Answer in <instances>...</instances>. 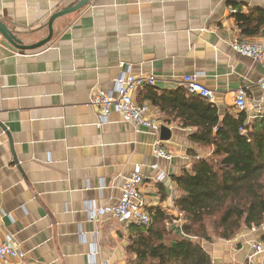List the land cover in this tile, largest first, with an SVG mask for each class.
<instances>
[{"label": "crops", "instance_id": "1", "mask_svg": "<svg viewBox=\"0 0 264 264\" xmlns=\"http://www.w3.org/2000/svg\"><path fill=\"white\" fill-rule=\"evenodd\" d=\"M76 1L0 0V22L23 44H34L48 35L50 15ZM253 8L264 13V0H90L55 19L50 41L39 48L16 49L0 34V241L9 237L26 253V264H127L133 227L90 221L87 206L114 203L135 164L145 176L148 212L165 211L164 225L179 233L172 176L206 154L189 139L195 128L166 123L145 86L139 88L135 101L169 130L162 147L171 158L157 157L152 143L160 133L136 128L117 112L98 127L90 95L94 88L113 91L126 68L152 74L153 86L163 90L178 86L183 74L198 73L219 117L236 116L237 88L245 89L248 105L261 95V64L229 45L264 36V24L244 34L232 15ZM158 172L167 178L156 181ZM254 239H264L263 225L202 246L213 264H261L250 257Z\"/></svg>", "mask_w": 264, "mask_h": 264}, {"label": "trees", "instance_id": "2", "mask_svg": "<svg viewBox=\"0 0 264 264\" xmlns=\"http://www.w3.org/2000/svg\"><path fill=\"white\" fill-rule=\"evenodd\" d=\"M232 15L244 34H254L264 24V13L256 8L246 13L234 10ZM144 90L166 123L195 128L189 139L206 154L172 176L179 191L174 205L188 237L166 238L164 223L170 216L152 210L150 226L131 225L127 251L132 257L127 264H213L198 241L212 239L208 222L215 236L224 240L242 227L264 224V116L250 123L244 111L236 116L226 112L220 118L212 102L181 86L163 90L147 85Z\"/></svg>", "mask_w": 264, "mask_h": 264}, {"label": "built area", "instance_id": "3", "mask_svg": "<svg viewBox=\"0 0 264 264\" xmlns=\"http://www.w3.org/2000/svg\"><path fill=\"white\" fill-rule=\"evenodd\" d=\"M231 48L245 56L259 62L264 70V36L259 40L249 41L241 38H234L229 42ZM198 73L183 74L177 81V85L185 88L187 92L199 95L213 103V92L198 80ZM155 78L152 74L131 73L128 68L123 69L114 79V90L107 91L102 88H94L90 95V104L98 110L97 126L101 127L108 121L112 112H117L123 121L131 123L136 128H146L158 134L159 124L148 115V106L135 101L134 95L139 88L146 85H153ZM261 95L258 100L248 105L245 98V89L239 87L234 92V107L238 112L246 113V122L250 123L257 117H263L264 103V73L259 80ZM250 109V110H249ZM240 132H244L239 127ZM4 131L0 128V143ZM152 150L157 157L171 158V154L162 147V140L157 137L152 143ZM198 157V156H197ZM196 157V158H197ZM156 168V165H152ZM145 176L140 164H135L132 171L122 180L120 185V196L109 205L95 207L88 203L87 212L90 221L101 219H114L126 225L148 227L152 223L151 215L147 210V203L142 191V184ZM167 178L164 172H158L154 179L163 181ZM182 215L179 213L175 220L180 224V235L188 237L182 232ZM174 221V222H175ZM182 223V224H181ZM167 226L170 222L166 223ZM254 229V228H253ZM251 250L250 257L262 258L264 264V239H254L248 241ZM96 250H92L91 256H96ZM26 253L18 248L9 237L0 241V264H26L24 263ZM99 264H111L107 260Z\"/></svg>", "mask_w": 264, "mask_h": 264}, {"label": "water", "instance_id": "4", "mask_svg": "<svg viewBox=\"0 0 264 264\" xmlns=\"http://www.w3.org/2000/svg\"><path fill=\"white\" fill-rule=\"evenodd\" d=\"M89 2L90 0H77L74 4L69 5L65 8H62L60 10H57L56 12L51 14L47 20L48 35L42 40L34 44H30V45L23 44V42L19 40L2 22H0V34L11 46H13L16 49L32 50V49L39 48L50 41L52 34H53L52 25L55 19H57L58 17L64 16L66 14L79 11L80 9L85 7L87 4H89ZM159 133H160L159 137L161 140H166L169 138V130L165 126L160 127Z\"/></svg>", "mask_w": 264, "mask_h": 264}, {"label": "rangeland", "instance_id": "5", "mask_svg": "<svg viewBox=\"0 0 264 264\" xmlns=\"http://www.w3.org/2000/svg\"><path fill=\"white\" fill-rule=\"evenodd\" d=\"M209 224H210V222H208L207 223V226H208V231L211 233V236H212V239L214 238V239H216L217 238V236H215V234H214V232H213V229L209 226ZM165 226V225H164ZM263 226H264V224H263ZM167 227H169V226H165V230H166V232L168 233V235L166 236V238H173V237H181V235H180V232L178 233V232H176V231H172V229H170V228H167ZM243 228H245V227H242V229ZM254 228V227H253ZM253 228H250V229H253ZM254 229H256V228H254ZM199 242H200V244L202 245V244H205L206 242H207V240H202V239H199L198 240Z\"/></svg>", "mask_w": 264, "mask_h": 264}]
</instances>
